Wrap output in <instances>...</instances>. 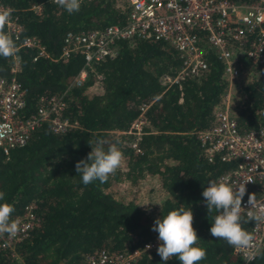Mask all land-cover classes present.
Returning <instances> with one entry per match:
<instances>
[{
    "label": "trees",
    "instance_id": "obj_1",
    "mask_svg": "<svg viewBox=\"0 0 264 264\" xmlns=\"http://www.w3.org/2000/svg\"><path fill=\"white\" fill-rule=\"evenodd\" d=\"M0 3L13 10L21 25L18 38L37 37L47 55L33 59L35 49L19 47L16 62L13 57H0V77H13L24 89L18 117L32 113L40 96L63 94L62 116L70 124L62 132H53L42 123L22 146L5 153L0 149V191L15 206L13 218L27 204L34 206L38 218L27 237L14 246L19 261L0 251V264H81L95 250L128 253L158 240V232L152 230L155 220L181 205L191 206L198 246L206 251V259L199 264H236L232 247L211 235L216 213H208L202 196L210 180L233 166L216 156L207 160L196 137L197 131L211 124L213 109L226 88L223 65L214 52L204 50L207 68L201 75L178 77L167 84L162 76H176L180 60L162 40L122 39L113 57L85 66L78 52L59 57L63 36L124 24L125 0H82L80 10L72 14L51 0ZM35 4H40L37 13L30 8ZM83 68L84 79L73 84ZM95 81L99 92L87 94ZM241 91L234 111L237 125L241 130L263 125L264 80L251 79ZM142 105L146 124L136 142L139 151L134 152L131 125ZM97 139L118 144L124 167L106 183L97 180L85 186L75 165L87 157L92 150L89 144L94 147ZM146 176L158 179L162 197L155 213L133 201L115 199L109 192L113 183L137 184ZM258 189L256 184L244 198L256 196ZM137 264L180 261L173 257L164 262L157 251H151L140 253ZM249 264H264V244Z\"/></svg>",
    "mask_w": 264,
    "mask_h": 264
},
{
    "label": "built area",
    "instance_id": "obj_2",
    "mask_svg": "<svg viewBox=\"0 0 264 264\" xmlns=\"http://www.w3.org/2000/svg\"><path fill=\"white\" fill-rule=\"evenodd\" d=\"M51 2L55 3L54 0ZM127 19L122 25L108 24L102 28L63 36V48L59 57L70 52L82 55L84 65L111 58L116 54L117 43L122 39H153L170 44L180 60L176 76H162V83H170L178 77H198L207 68L204 50L209 49L222 62L226 88L215 105L213 120L208 128L197 131L196 137L202 146L204 157L211 160L216 156L222 162L233 166L221 173L230 177L233 185L246 184L247 191L259 184L256 197L257 207H264V124L241 130L235 119V105L242 95L241 86L251 79L264 80V0H125ZM0 7L9 8L2 3ZM36 13L40 4L30 7ZM21 25L12 14L6 31L13 36L17 48L35 49L33 57H46L44 47L35 36L18 38ZM17 56L13 60L17 61ZM14 69L11 68V71ZM81 69L73 78L77 85L85 77ZM96 78L99 79V76ZM24 89L13 78L0 77V149L22 146L31 132L42 123H47L53 132H62L70 124L62 116L65 107L63 94L40 96L32 113L18 117L23 106ZM140 106V113L132 123L134 152L141 128L146 124ZM248 198H243L242 207ZM247 211V210H245ZM21 231L14 238H0V251H8L19 261L14 246L27 237L38 223L34 206L27 204L20 215ZM14 217V218H16ZM247 231L254 234L255 247L236 249L232 254L238 258L236 264H249L264 244V223L251 222ZM151 244V248L146 246ZM160 242L150 240L128 253H115L103 249L86 254L81 264H137L142 252L157 251Z\"/></svg>",
    "mask_w": 264,
    "mask_h": 264
},
{
    "label": "clouds",
    "instance_id": "obj_3",
    "mask_svg": "<svg viewBox=\"0 0 264 264\" xmlns=\"http://www.w3.org/2000/svg\"><path fill=\"white\" fill-rule=\"evenodd\" d=\"M54 2L72 14L80 10L82 0ZM12 12L11 8L0 7V57L5 59L13 57L18 51L13 36L5 30ZM89 145L92 150L85 159L76 163V172L81 175L85 186L97 180L101 184L106 183L121 167L123 152L117 143H109L104 139H97L94 147ZM247 183L242 181L233 185L231 178L224 176L210 180L202 192L208 213H216L210 228L211 235L236 249L255 247L254 234L247 231L243 224L264 223V207H257L254 193L248 194L247 205L242 207ZM14 212V204L7 202L5 192L0 191V238H14L21 231V221L19 217L13 218ZM193 221L191 206L186 208L183 205L155 220L152 230L158 232L160 242L157 254L164 262L176 257L180 264H199L206 259L205 249L198 246L199 238ZM146 247L151 248L152 245ZM252 258L254 255L249 257Z\"/></svg>",
    "mask_w": 264,
    "mask_h": 264
},
{
    "label": "rangeland",
    "instance_id": "obj_4",
    "mask_svg": "<svg viewBox=\"0 0 264 264\" xmlns=\"http://www.w3.org/2000/svg\"><path fill=\"white\" fill-rule=\"evenodd\" d=\"M86 92L89 95L99 92V84L95 81L86 89ZM123 167L124 161L120 168ZM109 192L115 199L133 201L142 209L151 213H155L158 202L162 197L158 188V179L155 176H146L138 181L137 184H130L125 180L113 183L109 187Z\"/></svg>",
    "mask_w": 264,
    "mask_h": 264
}]
</instances>
